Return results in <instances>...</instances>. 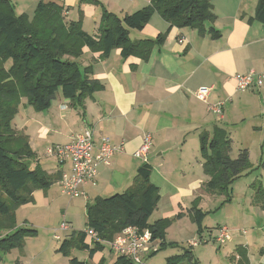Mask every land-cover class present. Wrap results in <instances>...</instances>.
Here are the masks:
<instances>
[{
    "label": "crops",
    "instance_id": "crops-1",
    "mask_svg": "<svg viewBox=\"0 0 264 264\" xmlns=\"http://www.w3.org/2000/svg\"><path fill=\"white\" fill-rule=\"evenodd\" d=\"M10 1L21 14L30 16L29 12L35 11L38 2L47 0ZM112 1L121 6L118 13L114 12L119 17L150 3L149 0ZM211 5L216 17L212 25L220 32L218 39L197 28L169 29V24L154 14L141 31L132 32L139 34H134L131 40H140L154 39L168 30L164 43L153 47L146 60L138 56L122 58L119 49L103 58L100 52L88 49L85 61L92 67L90 76L98 80L103 88L87 98L81 110H75L78 123L76 127L69 128L65 142H70L72 134L89 127L96 141L100 137H107L112 145L121 146V150L110 157L108 166L98 167L95 180L83 187V200L86 203L104 197L103 194L125 190L131 185L138 167L147 163L151 166L150 181L159 190L157 211L163 198L167 204L159 210V220L171 219L177 214L183 217L192 207V200L209 180L202 167L204 158L200 154V136L204 134L207 139L213 136L219 139L228 137L226 125L238 103L235 97L239 95L235 78L264 72V24L247 23V18L254 13L256 0H212ZM66 20L78 19L66 14ZM85 32L92 36L97 34V31ZM263 86L264 83L260 88L252 87L246 91L250 98L247 103L256 99V94L252 93L255 90L258 97L264 95ZM200 88H211L205 102L194 95ZM218 104L222 105L221 118L211 111V107ZM62 106H66V109L63 110ZM68 106L60 105L61 110L65 111L63 113H68ZM66 116L72 119L70 114ZM146 135L150 136L146 159L135 158L133 154ZM36 159L48 174L66 172L69 168L52 159V163L59 165L57 169H52ZM50 189H46V194L51 193ZM262 204L264 197L258 205ZM66 223L71 233L70 221ZM227 229L231 232L230 241L233 243L230 250L240 251L238 256L231 259L234 264H264V253L259 252L264 250V243L259 245L257 256L252 258L250 255V240H255L254 233L244 236L246 230L243 234L240 232L242 229ZM193 242L198 243L190 241L188 246L196 247L190 245ZM154 249L145 256L157 252ZM13 251H16L15 256L8 258L7 255ZM49 251L50 248L46 247L45 253L40 252L34 258L26 249H13L3 256L0 264L19 263L20 258H29L27 261L30 264H69V258L56 250V254H49ZM97 252L88 257L90 264H106L104 250L99 252L100 255ZM108 254L114 255L109 249ZM83 262L87 263L86 260Z\"/></svg>",
    "mask_w": 264,
    "mask_h": 264
},
{
    "label": "trees",
    "instance_id": "trees-1",
    "mask_svg": "<svg viewBox=\"0 0 264 264\" xmlns=\"http://www.w3.org/2000/svg\"><path fill=\"white\" fill-rule=\"evenodd\" d=\"M149 2L147 6L122 17L104 11L97 34L92 36L82 30L79 19L66 20V10L52 1L38 2L30 17L25 13L16 15L10 0H0V60L5 64L7 75L14 76L20 87L18 90L8 85L0 98V262L3 255L13 249L21 250L25 239L37 233L33 229L16 228L14 222L9 225V204L16 208L30 203L33 190L50 188L62 175V172L48 174L43 170L29 146L28 136L18 134L13 128V112L19 99L26 97L36 110L45 111L59 92L63 99L70 102L71 108L81 110L85 100L103 88L98 80L91 78L92 67L83 71L75 61L81 56L83 48L100 52L103 58L119 49L122 58L138 56L146 60L153 47L164 43L168 30L154 39L131 40L130 35L141 31L155 13L169 24V29L197 28L200 32L205 30L213 39L220 37V32L212 25L216 18L212 0ZM253 22L264 24V0H256L254 13L247 18V23ZM37 24H42L46 42L32 37ZM46 46L52 52H46ZM8 134H14L16 141L4 137ZM227 138L213 136L207 139L204 134L200 136V154L204 158L202 167L209 176L203 188L212 195L227 193V187L249 167L247 150H240L235 160L228 157ZM31 162L36 166L31 167ZM150 173L151 166L144 163L138 167L131 185L125 190L87 203L85 231H72L60 242L56 251L69 258V264H87L71 257V250L84 249L91 258L96 251H103L105 244L127 227L139 231L148 229L153 241L162 238V229L169 225L172 218L149 224L160 199L158 188L150 181ZM263 195L264 192L260 196ZM187 213L200 228L203 212L192 205ZM180 217L181 214H177L174 218ZM87 230H91L97 238L91 245L85 242ZM259 252L263 254L264 250ZM114 264L137 263L119 256ZM165 264L198 262L190 251L185 250L181 255L168 257Z\"/></svg>",
    "mask_w": 264,
    "mask_h": 264
},
{
    "label": "rangeland",
    "instance_id": "rangeland-1",
    "mask_svg": "<svg viewBox=\"0 0 264 264\" xmlns=\"http://www.w3.org/2000/svg\"><path fill=\"white\" fill-rule=\"evenodd\" d=\"M48 1L63 7L64 11L66 10L64 15L67 14V17L79 19L82 30L89 33L97 31L95 28L99 26L104 11L118 13L121 8L116 1L114 4L112 0H47L46 2ZM14 11L16 15L21 14L15 6ZM33 14L34 12H29L30 17ZM134 34L132 33L130 38L134 39ZM33 36L46 42L42 24L35 26ZM46 52H52V49L46 46ZM88 52V48L84 47L81 56L75 60L83 71L90 67L89 62L85 61ZM8 85L20 90L17 79L7 75L5 64L3 65L0 60V98L5 94ZM238 93L239 95L235 97L238 103L231 112L229 124L226 125L229 133L227 154L231 160H235L240 150H247L249 167L240 178L227 187V193L224 191L221 194L212 195L202 188L192 200V205L204 214L200 228L194 223L189 213L180 218L173 217L169 225L162 229V238L153 241L152 246L157 252L151 256H145L144 264H165L168 257L181 255L185 250L191 252L198 264H234L231 259L240 254L239 250H230L233 244L231 241L224 244L215 241L219 227L223 226L229 229L246 230L247 234L244 236H252L251 234L254 233L255 240L253 242L250 240L252 243L250 255L252 258L257 256L256 251L259 245L264 243V204L258 205L264 197V195L260 196L264 192V95L261 94L258 97L255 90V93H252L256 94V99L252 103H247L250 98L247 97L246 92L238 91ZM61 104L70 105L59 92L50 108L45 111L36 110L26 97H21L14 109L12 119V126L17 133L28 136L29 146L36 158L43 161L45 165L51 166L52 169H57L59 165L52 163L54 159L46 155L47 149L53 145L67 144L65 139L70 131L69 128L76 127L78 123L75 110L68 106V113H63L65 111L61 110ZM66 114H70L72 119H69ZM4 137L12 142L16 141L14 134L4 135ZM65 164L69 166L68 162ZM35 166V163L31 162V167ZM46 192L44 189L33 190V199L26 205L14 208L12 203L9 204L11 209V216L7 219L9 225L14 222L16 228L37 231L35 236L25 239L24 243L28 241L23 246V249L30 253V257L34 258L40 252L45 253L46 247L50 248L49 254H56L54 252L58 249L60 242L70 234V230L66 232L58 230L62 222L70 221L69 226L77 233L85 231V208L87 203H91H86L83 198L70 199L65 196L61 193L58 182L51 186V193L46 194ZM113 194L108 193L103 196ZM163 199L158 211L157 208L153 211L149 224L159 220V210L167 205ZM55 235L60 237L59 241L54 239ZM190 241H197L198 244L190 248L188 246ZM99 252L97 253L100 255ZM15 253L16 251H13L10 255L8 254V258L12 259ZM103 255L106 258V264L115 263L116 256L108 254L106 244ZM71 257L80 261L86 260L90 264L87 251L84 249H72ZM27 259L29 258L26 260L20 258L19 263L15 261L12 264H30ZM50 259L51 257L48 260Z\"/></svg>",
    "mask_w": 264,
    "mask_h": 264
},
{
    "label": "built area",
    "instance_id": "built-area-1",
    "mask_svg": "<svg viewBox=\"0 0 264 264\" xmlns=\"http://www.w3.org/2000/svg\"><path fill=\"white\" fill-rule=\"evenodd\" d=\"M179 43H182V40H179ZM235 80L237 91L246 92L252 87L260 88L262 86L264 83V72L256 76L253 73L240 75ZM210 92L211 88H200L194 92V95L199 101L205 102ZM62 109H66V106H62ZM211 111L219 118L222 117V105L212 106ZM149 148L150 136L146 135L133 156L145 160ZM119 150H121V146L112 145L107 137H100L96 141L93 130L87 127L72 134L69 143L50 146L46 151V155L59 164L69 163L68 171L62 172L58 184L62 194L74 199L85 197L83 187L95 180L98 167L108 166L110 157ZM58 230L69 231L68 224L62 222ZM240 232L245 234L244 230ZM151 235L148 229L139 231L136 228L127 227L117 234L111 242L106 244L115 256H124L132 259L137 264H141L146 254L150 253V251H155L151 245L153 241ZM54 239L59 241L60 237L55 235ZM230 240V230L225 226L219 227L216 242L224 244ZM95 241H97L95 234L91 230H87L85 242L91 245ZM197 244L193 242L190 245L196 246Z\"/></svg>",
    "mask_w": 264,
    "mask_h": 264
}]
</instances>
